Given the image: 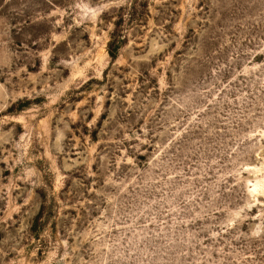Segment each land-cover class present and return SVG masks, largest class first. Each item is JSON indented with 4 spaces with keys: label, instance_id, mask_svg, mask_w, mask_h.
<instances>
[{
    "label": "rangeland",
    "instance_id": "374dc122",
    "mask_svg": "<svg viewBox=\"0 0 264 264\" xmlns=\"http://www.w3.org/2000/svg\"><path fill=\"white\" fill-rule=\"evenodd\" d=\"M0 264H264V0H0Z\"/></svg>",
    "mask_w": 264,
    "mask_h": 264
},
{
    "label": "trees",
    "instance_id": "16d2710c",
    "mask_svg": "<svg viewBox=\"0 0 264 264\" xmlns=\"http://www.w3.org/2000/svg\"><path fill=\"white\" fill-rule=\"evenodd\" d=\"M123 44V39H120L119 37L115 36L110 37V40L107 43V54L111 62H114L116 60L118 51L123 46ZM40 217V215L37 217L34 226L31 228V232L34 234V236H37L39 232L40 227H37V223Z\"/></svg>",
    "mask_w": 264,
    "mask_h": 264
}]
</instances>
